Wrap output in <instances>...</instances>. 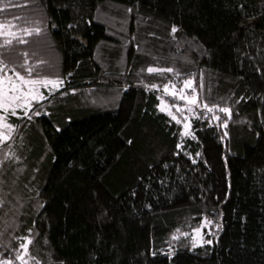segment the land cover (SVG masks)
Wrapping results in <instances>:
<instances>
[{"label":"trees","instance_id":"1","mask_svg":"<svg viewBox=\"0 0 264 264\" xmlns=\"http://www.w3.org/2000/svg\"><path fill=\"white\" fill-rule=\"evenodd\" d=\"M0 24L5 71L62 81L8 117L0 260L264 264V0H0ZM186 79L187 137L158 110Z\"/></svg>","mask_w":264,"mask_h":264},{"label":"snow or ice","instance_id":"2","mask_svg":"<svg viewBox=\"0 0 264 264\" xmlns=\"http://www.w3.org/2000/svg\"><path fill=\"white\" fill-rule=\"evenodd\" d=\"M3 29L4 25L0 24V37L5 36ZM172 31L175 32L176 29L173 28ZM7 35L10 38L19 39V43L25 42L22 38L14 37V33L11 31H9ZM5 43L10 44L11 39L6 40ZM6 68L7 65L0 61V142L9 139L15 129V125L7 121L5 113L10 112L11 115H18L17 110L21 109L24 110V115L27 116L28 112L26 109L32 106L33 101L38 102L40 100L46 99V97L41 92V88L47 89L48 94L52 95L53 91L58 89V87L62 85V81L58 80L33 78L32 69L30 67L25 69L27 75L16 71L14 68L5 71ZM147 71L149 73L154 71L171 72L173 71V69H154L153 67H149ZM188 84H190V81H185V85L187 86ZM151 87L156 88L158 86L153 84ZM164 90L165 92H168L169 85H164ZM180 91L182 92L183 90L181 89ZM180 98L185 100L186 104L189 105V107L186 109L189 113L193 111L191 106L194 105L196 107H199L195 97L189 99L186 96H181ZM173 107L176 108L177 112H182V109L178 104L173 105ZM205 107L207 108L208 106L205 105ZM160 110L166 111V109L163 107H161ZM209 111H211V109H209ZM220 111L228 112L229 110L227 108H223L220 109ZM33 114L39 115V113L35 110H33ZM167 114L171 117L172 120H175L177 124L181 123V120L178 119L177 116L174 115L171 111H168ZM187 120L188 117H185V130L190 128V124L187 122ZM185 134V131L181 132V136H184ZM177 147L179 148L180 145L178 144ZM7 158L8 157L6 156L5 159ZM0 163H3V161H0ZM193 163H195V160H193ZM177 231H179V229ZM184 235H187V233H185ZM172 239H177V237L173 235ZM21 240L22 242L19 245V248L23 251H17L15 259L16 261H19L20 264H27V260L30 259V256L28 254V245L31 243V240L28 237H23L21 238ZM193 240L195 241V237H193ZM204 243H211V241H204ZM193 247H195V243H193ZM153 255H155V253H153ZM169 258H171V256H169ZM0 264H14V262L12 260H0ZM37 264H39V262H37Z\"/></svg>","mask_w":264,"mask_h":264},{"label":"rangeland","instance_id":"3","mask_svg":"<svg viewBox=\"0 0 264 264\" xmlns=\"http://www.w3.org/2000/svg\"><path fill=\"white\" fill-rule=\"evenodd\" d=\"M4 33H5V36L4 37H7L8 38V35L7 33L9 31H11L9 29V27H6L4 26V29H3ZM12 32V31H11ZM1 38V37H0ZM156 72H163V71H154L153 73H156ZM42 79V78H41ZM53 80H56V79H53ZM185 81H190V84H188L187 86L185 85ZM51 87V86H49ZM60 89V86L58 87V89L54 90L53 93H55L57 90ZM183 90L182 92L180 90ZM41 92L43 93L44 96L46 95H49L48 94V90L45 89V88H41ZM52 93V94H53ZM175 93V94H173ZM181 96H186L188 97L189 99L195 97L196 100H197V94H196V90L194 88V84H193V80L192 79H186L182 82V84L178 87L176 86H169V90L168 92H165L164 88L162 89L161 91V96L159 97V101H158V110L165 114L168 118L171 119V117L167 114L168 111H171L174 115L177 116L178 119L181 120V123L179 124L180 125V128H181V131H185L186 134L184 135L185 137L189 136L190 133H191V117L193 115V112L195 111V109L197 108L196 106H191L193 111L191 113H189L186 109L189 107V105L186 104L185 100L181 99L180 97ZM43 100H40L38 102H41ZM37 101H33L32 102V105L34 103H38ZM179 105L182 109V112H177L176 111V108L173 107V105ZM197 104L199 105V103L197 102ZM163 107L166 109V111H161L160 108ZM204 107V106H203ZM32 108V106L27 110V112H29V110ZM199 108H200V105H199ZM17 113H23L24 114V110H21V109H18L17 110ZM6 117H7V121H8V117L11 115L10 112L9 113H5ZM16 116V115H14ZM185 117H188V120L187 122L190 124V128L185 130L184 129V120H185ZM172 120V119H171ZM173 122L176 123L175 120H172ZM13 134V133H12ZM12 136V135H11ZM9 139H6L5 141L3 142H0V145L4 144L5 142H7ZM202 232L201 230H198V231H195L193 233V237H195V242H196V245H200V243L202 242V236H201Z\"/></svg>","mask_w":264,"mask_h":264}]
</instances>
